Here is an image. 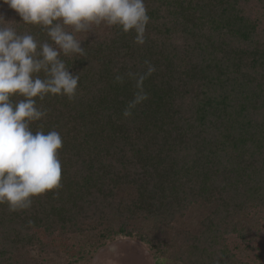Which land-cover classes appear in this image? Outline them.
<instances>
[{"label":"trees","instance_id":"trees-1","mask_svg":"<svg viewBox=\"0 0 264 264\" xmlns=\"http://www.w3.org/2000/svg\"><path fill=\"white\" fill-rule=\"evenodd\" d=\"M145 4L144 44L78 33L85 55L63 57L75 98H34L47 115L33 130L63 138L60 187L0 204V264H60L90 235L138 237L158 264H264V0ZM0 15L47 39L4 0Z\"/></svg>","mask_w":264,"mask_h":264},{"label":"clouds","instance_id":"clouds-1","mask_svg":"<svg viewBox=\"0 0 264 264\" xmlns=\"http://www.w3.org/2000/svg\"><path fill=\"white\" fill-rule=\"evenodd\" d=\"M4 2L24 23L40 26L47 36L39 40L18 32L0 15V204L15 212L60 187L63 138L56 130H33L32 124L47 115L34 98H75L80 77L63 57L85 55L84 40L77 34L105 24L123 33L134 32L135 43L142 45L150 17L145 0ZM152 71L149 66L148 72Z\"/></svg>","mask_w":264,"mask_h":264},{"label":"rangeland","instance_id":"rangeland-1","mask_svg":"<svg viewBox=\"0 0 264 264\" xmlns=\"http://www.w3.org/2000/svg\"><path fill=\"white\" fill-rule=\"evenodd\" d=\"M199 215L196 208L192 209L185 220L186 226H191ZM75 238L69 245H62L63 251L67 253L56 257L57 263L59 261L60 264H158L160 261L159 256L153 254L149 246L138 237L112 236L100 240L95 235H90Z\"/></svg>","mask_w":264,"mask_h":264}]
</instances>
